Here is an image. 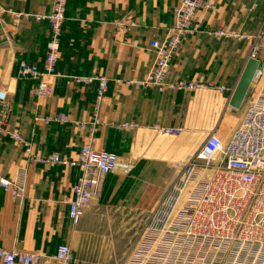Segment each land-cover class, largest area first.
<instances>
[{"label":"crops","instance_id":"crops-1","mask_svg":"<svg viewBox=\"0 0 264 264\" xmlns=\"http://www.w3.org/2000/svg\"><path fill=\"white\" fill-rule=\"evenodd\" d=\"M210 1L219 9L198 10L192 33L171 62L168 80L212 86L161 92L128 81L143 77L152 66L156 54L150 42L174 24L178 0H68L59 75L40 77H22L18 70L22 62L44 70L50 29L46 19L34 15L49 13L54 0H0V89L8 92L0 115L31 143L33 153L59 152L72 159L93 141L95 148L135 163L129 173L104 175L75 223L69 201L79 168L31 161L25 145L0 134V175L15 178L25 171L23 197L0 185L2 246L39 252L37 264H128L152 208L185 164L211 132L227 140L241 121L242 107H232L229 100L248 58L254 55L264 69V47H255L250 39L264 33V0ZM18 14L22 16L17 20ZM131 20L136 25L130 31L119 29V22ZM215 29L229 35L218 40L209 34ZM93 74L109 78L95 129L98 83L78 84L73 79ZM41 79L54 88L49 96L38 98L34 89ZM221 85L228 89L220 90ZM253 86L245 99L256 91ZM53 113H66L69 120L45 124L36 119ZM133 121L139 124L136 129L122 126ZM154 124L180 127L181 132L162 133ZM62 243L72 250L66 261L56 257Z\"/></svg>","mask_w":264,"mask_h":264},{"label":"built area","instance_id":"built-area-1","mask_svg":"<svg viewBox=\"0 0 264 264\" xmlns=\"http://www.w3.org/2000/svg\"><path fill=\"white\" fill-rule=\"evenodd\" d=\"M67 3L68 0H54L49 13L34 15L37 20L46 19L50 29L44 70L22 62L18 70L20 76L59 75L57 65ZM201 8L219 9L210 0H178L174 8V24L162 38H154L150 42L156 54L152 66L143 77L129 83L153 87L161 92L175 89L193 91L212 86L198 80H168L171 62L186 36L192 33L194 19ZM20 16L22 14L17 15V20ZM135 25V20L118 24L122 31H130ZM209 34L218 40L229 35L225 29L210 30ZM250 39L255 47H264V33L253 34ZM73 79L78 84L98 83L92 121L95 129L109 88V78L105 74H93L74 75ZM253 82L257 83V88L245 100L239 125L227 140L211 132L196 155L185 164L181 185L175 186V196L150 213L146 231L136 243L128 264H264V69L261 65ZM53 88L52 82L41 79L34 91L38 98H43L52 94ZM219 89L226 91L228 87L221 85ZM7 99L8 92L0 89V107L6 105ZM36 119L45 124L65 123L69 115L53 113ZM122 126L136 129L139 124L133 121L122 123ZM154 126L162 133L181 132L180 127ZM0 134L25 145L31 161L79 168L80 175L73 185L74 196L69 201V216L75 223L81 220L91 204L104 175L115 170L129 173L135 166L134 161L115 152L95 148L93 141L85 143L77 157L72 159L59 152L33 153L31 143L12 128L3 115H0ZM188 183L194 185L176 208L181 188ZM0 185L23 197L25 171L21 170L15 178L0 175ZM56 257L61 261L72 258L70 245L60 244ZM0 259L4 264H37L41 254L9 250L0 244Z\"/></svg>","mask_w":264,"mask_h":264},{"label":"water","instance_id":"water-1","mask_svg":"<svg viewBox=\"0 0 264 264\" xmlns=\"http://www.w3.org/2000/svg\"><path fill=\"white\" fill-rule=\"evenodd\" d=\"M260 66V60L255 56H250L243 68L238 83L231 95L229 104L234 108H241L250 86L253 82L255 72Z\"/></svg>","mask_w":264,"mask_h":264},{"label":"rangeland","instance_id":"rangeland-1","mask_svg":"<svg viewBox=\"0 0 264 264\" xmlns=\"http://www.w3.org/2000/svg\"><path fill=\"white\" fill-rule=\"evenodd\" d=\"M252 85H254L253 87H256L257 86V83H252ZM247 97V96H246ZM246 100V99H245ZM244 100V103L242 105V110L240 111V117L242 118V115H243V112L245 110V106H246V101ZM240 118V120H241ZM240 123V121H239ZM239 123L237 125H239ZM183 171V170H182ZM183 173H181V175L175 179L171 185L165 190L164 194L160 197L159 201L157 204L154 205V207L152 208L153 210H155L156 208H158L160 205H162V203L164 201H166L167 199L171 198V197H174L175 195V186H179L181 185L180 182H181V176H182ZM194 185V183H188L186 184L185 186H183L181 188V193H180V196H179V199H177V203H176V208H178L182 202L185 200L186 196H187V193H188V190ZM178 193V192H177ZM178 195V194H177ZM152 210V211H153ZM146 227L147 225L145 226V228L143 229V232L142 234H144V232L146 231ZM142 236V235H141ZM140 239V238H139ZM138 239V240H139ZM138 242V241H137ZM136 244L134 245L133 249L131 250L130 254L133 252L134 248H135Z\"/></svg>","mask_w":264,"mask_h":264}]
</instances>
